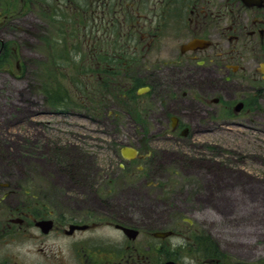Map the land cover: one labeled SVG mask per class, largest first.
<instances>
[{
    "label": "flooded vegetation",
    "instance_id": "1",
    "mask_svg": "<svg viewBox=\"0 0 264 264\" xmlns=\"http://www.w3.org/2000/svg\"><path fill=\"white\" fill-rule=\"evenodd\" d=\"M49 5L70 8L67 0H49ZM74 9L96 17L90 21L97 30L93 45L81 49L80 72L85 76L92 67L101 84L102 76H113L111 86L124 91L123 97L133 92L131 100L142 105L146 125L157 126L137 138L161 140L177 150L189 140L196 151L192 144L206 129L193 125L264 124V0H83ZM2 18L6 22L7 16ZM120 76L126 82L117 85ZM256 134L264 138L263 131ZM135 148L133 160L116 153L118 167L139 177L130 188L152 187L159 194L151 198L143 191L135 202H126L120 220L108 212L83 214L90 223L67 211L53 217L36 195H31L33 205L20 207L14 189L0 185V264H245L221 252L223 245L211 235L213 224L175 213L178 201L170 197L181 189L178 183L146 181L183 167L176 161L164 165L172 160L162 159L163 152ZM154 204L157 211H141ZM159 221H181L185 227L174 223L165 230ZM199 227H207L206 233ZM102 231L117 239L109 233L93 238ZM97 241L98 246L92 244Z\"/></svg>",
    "mask_w": 264,
    "mask_h": 264
},
{
    "label": "rangeland",
    "instance_id": "2",
    "mask_svg": "<svg viewBox=\"0 0 264 264\" xmlns=\"http://www.w3.org/2000/svg\"><path fill=\"white\" fill-rule=\"evenodd\" d=\"M67 1L70 8L66 14L61 6L58 13H52L48 0H0V23L2 16H7V24L0 28V185L6 183L14 189L13 201L20 207L33 205L31 195H36L40 207L43 203L54 211L53 217L63 211L74 216L108 212L120 220L127 210L126 202H135L134 197L142 196L143 191L153 198L159 190L130 188L139 177L128 176L118 167L116 153L126 145H138L157 155L163 152L162 159L172 160L164 165L176 161L184 171L157 172L146 181L178 183L181 189L170 197L178 201L175 213L192 214L196 221L213 224L210 234L230 259L264 264V140L257 139L254 131H264V124L235 120L228 126L193 125L205 128L207 133L192 144L196 151L189 140L185 147L179 144L178 150L161 140H142L137 137L157 126L146 125L142 105L131 100L136 96L133 92L119 97L117 90L108 91L115 101H105L93 112L77 105L74 83L80 78L75 60L72 67H60L65 76L60 78L66 88L65 102L52 98L67 105L70 114L62 115L55 110L59 107L50 103L45 82L57 68L51 55L68 59L76 54L69 45V32L74 30L66 28L63 43L54 28L55 20L65 18L67 24L66 15L69 25L78 20L74 6L83 0ZM75 58L80 60V56ZM81 111L87 117L85 121ZM156 208L157 204L146 205L141 211L150 213ZM159 223L165 230H171L174 223L185 227L181 221ZM106 233L109 231L93 238L99 240ZM109 234L112 240L117 239ZM92 244L98 246L99 241Z\"/></svg>",
    "mask_w": 264,
    "mask_h": 264
},
{
    "label": "trees",
    "instance_id": "3",
    "mask_svg": "<svg viewBox=\"0 0 264 264\" xmlns=\"http://www.w3.org/2000/svg\"><path fill=\"white\" fill-rule=\"evenodd\" d=\"M46 80H47V82H45L46 87H47L46 91L49 93V97L51 98L50 101L52 102V104H53L55 107H58V105L61 106V107H64L63 104H59V103L62 102V101L54 100V99H52V98L57 97V98H60V99L63 100V99H64V94H65V91H66L65 86L62 85V84H56L54 78H53L52 80H49V79L46 77ZM53 83H55V84L52 85ZM79 84H80V83H75V86H78ZM48 88H51V89H52L51 92L49 91ZM62 95H63V97H62ZM52 100H53L55 103H54ZM69 102H70V101H69Z\"/></svg>",
    "mask_w": 264,
    "mask_h": 264
},
{
    "label": "water",
    "instance_id": "4",
    "mask_svg": "<svg viewBox=\"0 0 264 264\" xmlns=\"http://www.w3.org/2000/svg\"><path fill=\"white\" fill-rule=\"evenodd\" d=\"M121 154L124 158H132L136 154V151L133 149L124 148L121 150Z\"/></svg>",
    "mask_w": 264,
    "mask_h": 264
}]
</instances>
